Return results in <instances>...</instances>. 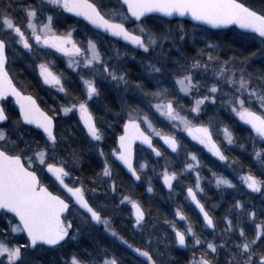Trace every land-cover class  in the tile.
<instances>
[{"label":"snow or ice","instance_id":"6c2138e0","mask_svg":"<svg viewBox=\"0 0 264 264\" xmlns=\"http://www.w3.org/2000/svg\"><path fill=\"white\" fill-rule=\"evenodd\" d=\"M260 6L255 7L244 0H116V4L107 11H102V5L94 0H36V3L27 5L20 3L18 8L21 17L15 15L16 0H0V264H28L26 256L36 249L61 252L62 264H125L121 257L109 252L107 248L81 249L79 237L81 228H73L74 218L79 216L86 222L102 225L106 233L126 246L136 254L140 264H171L170 258L165 261L167 251H162L159 243L153 244V234L148 233L143 247L129 243L118 231L112 227L108 216L102 214L107 205L97 207L86 198L83 182L76 185L66 183V178L72 176L67 165L77 166L80 155L71 144H65L67 156H60L57 149L65 137L64 133L57 134L54 117L43 111L31 95H26L22 87H18L9 74V51L16 53L20 46L28 54L36 53L42 59L32 65L38 70L43 84L55 88L65 96L69 92L62 82V77L53 71L54 61L47 59L53 53L67 59L68 66L78 72L83 84L80 96L59 109L64 116L74 113L78 116V125H82V139L89 152L96 151L104 157L102 172L97 174L101 183H108L113 196L117 194V185L109 158L100 147L104 139L103 132L98 126L90 102L98 100L101 90L97 77L110 80L119 87L121 84L129 87L127 73L104 59L97 39L88 38L86 46L78 44L73 37L74 28L61 33L55 26L57 14L68 13L81 18L96 30L97 37L110 36L116 41H122L125 47L124 55L142 53L141 62H145L148 74L155 80V90H148L144 82H136L135 89L144 97H151L147 108L143 109L138 103L127 105L126 115L116 113L123 119V132L117 138L118 147L112 149L111 156L119 161L132 177L140 180L141 172L148 167L147 162L139 164V171L133 164L134 146L139 141L146 145L157 157L163 153L154 146L153 139L158 137L171 152L179 154L181 140L178 133H185L196 144L203 146L221 162H227L229 157L221 148V143L228 145L235 143V136L228 125L219 126L216 133H222L223 141L214 138L211 122L208 124L197 122L203 112L206 102L216 104L219 94L224 98L220 102L226 106L236 121L250 128L249 139L252 141L253 156L264 169V146L258 147L257 141L264 145V70L259 72L248 71V64L252 57H264V0H258ZM174 17H190L197 26H207L211 29L233 28L240 41L256 39L260 47L250 52L243 59L242 53L234 54L221 60L216 50L220 47L216 43H206L198 49L194 56L187 55L181 42L191 36L196 39V30L189 32L183 23L175 28L171 26ZM169 18V19H161ZM20 22H17V20ZM131 25V27H129ZM167 27H164V26ZM203 35L206 28L199 29ZM167 47L168 54L164 49ZM159 49V52H157ZM175 49L176 56H172ZM116 57H120V50L115 49ZM156 52L163 61H153L150 57ZM206 56V59L204 57ZM135 59V55H132ZM173 73V84L167 85L164 81L166 72ZM211 71L214 80L209 83L208 73ZM224 86H227L225 90ZM205 91L202 93L201 89ZM187 111L181 103L183 97H192ZM180 94H183L181 96ZM11 98V99H9ZM152 101H155L154 103ZM18 107V118L12 120L6 111V105L13 103ZM163 120L171 131H164L155 121ZM42 131L43 147L39 142L34 143L31 137L32 128ZM111 127V124H109ZM74 134V133H73ZM240 147H244L243 144ZM186 160L183 168L177 172L169 171L164 166L162 180L169 192L174 191L173 182L185 173H193L194 184L187 186L186 197L203 217V225L215 231L214 218L209 214L205 203L198 194L204 192L202 187L201 158L195 151L184 153ZM37 162L46 169V173L54 177L68 193V199L50 191L38 175ZM235 163V161H233ZM217 188L235 189L237 185L231 179L209 168ZM78 179V178H77ZM240 182L252 193L264 195V170L260 176L248 173L238 177ZM97 180H93L90 189L96 192ZM147 191L153 192L151 179L148 181ZM130 205L132 227L145 232L147 228L146 216L148 213L137 200L130 195L122 194L119 205ZM237 209L244 205L237 200L234 204ZM178 221L185 222L183 230L178 227L176 219H165L174 233L173 243L182 249H188L191 243L192 258L188 264H221L220 255L224 254L223 264H264V220L257 221V213H246L252 222L254 231L249 235L239 223L234 224L232 219L225 216V232L227 240L219 243L202 241L197 234L191 220L183 211L182 206L175 210ZM72 217V218H70ZM238 233V240L232 241V236ZM26 237V239H21ZM230 241H232L230 243ZM167 248L168 241H164ZM72 245V251L65 249ZM197 249L200 250L197 258ZM156 257H159L156 258Z\"/></svg>","mask_w":264,"mask_h":264},{"label":"rangeland","instance_id":"374dc122","mask_svg":"<svg viewBox=\"0 0 264 264\" xmlns=\"http://www.w3.org/2000/svg\"><path fill=\"white\" fill-rule=\"evenodd\" d=\"M178 23H183V22L173 21V22H171V26L173 28H175V26ZM183 24H184V27L190 33L193 32L194 29L196 30V39L194 41L192 40L191 36H189L185 42L180 43V46L182 47L183 51L189 56H194L198 49H202L205 47L206 43H216V44L220 45V47L216 50V52H217V54L220 55L221 60L227 59L228 57L233 56L234 53H236L237 51H240L243 53L244 51L250 50L252 48V46H255L254 47L255 49L260 47L259 41L256 39H249L246 41H240L235 35L236 32L229 34L228 35L229 38H228V40H226L224 37L225 33H223V32H212V31L207 30V34L204 36V39H201L200 37H201V35H203V33H201L199 31V29H201V27L187 25L185 23H183ZM164 27H167V26L165 25ZM89 35L91 38L98 40L101 53L104 56V54H106V52H107L106 45L96 35H94L92 33H89ZM235 44L237 46H239L241 49L239 50V48H237V46H234ZM15 47L18 49V51L16 53L11 52V54L13 55L11 57H12V61L14 62V64L11 63L10 65L15 66L17 64L20 73L25 70V74H26V70H27L28 72H32V74L35 77L39 78L38 70L34 69V67L32 65H34L35 63H38L40 61V59H42V57H40L36 53L28 54L27 52H25V50H23L18 45ZM157 52H159V49H157ZM164 53H165V55L168 54L167 47L164 49ZM53 55H54V53H53ZM141 55H143V54L141 53ZM176 55L177 54L175 52V49H173L172 56L175 57ZM150 58L151 59L153 58L156 60L159 59V60L163 61V57L157 56L156 52L152 53V56ZM54 59L55 60H54V63H52V65L57 70L58 75H60L62 77V82L64 83L66 88L67 87L73 88V89H71V90H73V93L68 91L69 95L65 96L63 93H60V92L56 91L55 88H51L49 86H47V88L49 90L47 93L50 96H53L51 98L52 99L51 101H54L53 102L54 105L57 106V109H58L57 111H58L60 118H61L60 123H61L62 127H65V125H68L69 127L71 126L73 128L74 125L78 124V116L75 115L74 113H70L68 116H64V114L62 112H60L59 109L61 108L62 105L68 103L74 97L81 95L80 92L83 91V84H82V82L79 78V75H78V72L80 70H73V68H70L68 66L67 59L60 56V54L55 53ZM141 59H142V56H141ZM204 59H206V56L204 57ZM252 59H257L258 61H261L264 65V57H261V56L258 58L252 57L251 60ZM57 64L63 65L64 68L57 67ZM145 64H146V61L143 63L141 62V65H140L142 68V70H141L142 82H144L146 84L148 90L154 91L155 90V87H154L155 80L149 76L147 68L145 67ZM260 68H261V70H264V66L263 67L261 66ZM259 71H260V69L255 70V72H259ZM170 74H168L166 72L164 75V81L167 85L173 84V73H172L171 78H170ZM38 80H40V78ZM213 80H214V77L212 76L211 71H209V73H208L209 83H211ZM224 88H225V90H227V86H224ZM204 91L205 90L202 88L201 92L203 93ZM180 95L183 96V94H180ZM119 97L120 96L112 95L110 97V99L113 100L116 104H119L120 103L118 100ZM194 97H195V93L193 94L192 97H183L182 98L181 103L184 105V111L185 112L187 111V108L190 106ZM138 98L139 99H138L137 103L143 109L147 108V104H148L149 100L152 99L151 97H144L142 95V93H140V96ZM221 98H224L222 93L219 94V97H218L216 104H212L209 101V102L205 103L203 108H205L207 106H212V107H214V113L215 114H219L220 111H223L225 113V115L229 118V120H232L233 129H240L241 128V130L242 129L244 130L243 142L242 141L238 142L237 136L234 134L235 143L233 145H228L226 142L221 143L222 150H224L225 154L229 157L228 161L227 162L216 161L215 160L216 158L213 157L211 155V153L207 152V150L204 149L203 146L198 145L194 141H192L191 138L187 137V135L185 133H178V137L181 140V147L179 149V154L171 152V149H168L167 146L163 144L162 140H160L158 137H155L154 141L157 144V146L160 148L161 152H163L164 159L160 164L159 163L157 164V162H155L156 165H155V168L153 169V172H154L153 177L157 176L162 187L164 189H168L167 187L164 186L163 180L161 178L163 170H164V166L167 164L169 171L175 170V171L179 172L183 168L184 162L186 160V156L184 155V153L186 151H195L197 153V155L201 158V175L203 177L202 187L204 188V192L200 193L198 195L202 200H204L207 204H210L211 203V190H213V189L216 190V192H218L219 194L227 193V192H234L235 190L239 189L244 193L245 196H247V199H244V201L247 203L245 205L243 204L244 207H249V206L252 207L251 202H249V201H251V199H253L254 197H257V196H258V199H260V200L264 199V195H261L260 193H252L238 179V177L240 175L246 174L248 172L245 171L244 168H242L237 163L238 157H237L236 153H245L247 155L250 154L248 156H250L252 161H254L253 163H255V165H256L255 168H256V171L258 173H261V171L264 169H262L261 165H259L257 163V161L255 160V158L253 156L252 141H251V139H249V137H250V135H254V134L251 133V130L246 125H243L240 122L236 121V118L230 114V112L228 111L226 106L220 102ZM91 102H95L94 107H93L94 109H96V107L99 108L100 103H102L101 97L98 100H93ZM152 102L154 103L155 101H152ZM212 111H213V109H212ZM95 113H96L97 122L101 121V123L103 124V121L106 119L107 115L101 113L100 110H95ZM202 113H201V115H203ZM100 114H102V115L100 116ZM201 115L199 116L197 122L200 121ZM220 116H221V114H220ZM102 117H104V118H102ZM215 118L218 119L219 116L217 115V116H215ZM221 118H220V120H221ZM157 122L159 123L157 126L162 127L164 129V131H171V129L167 126L166 121L157 120ZM70 123H72V124H70ZM102 124L101 125L98 124V126L101 128L103 135H104V139L101 142L100 147H102L104 152L106 153L108 142L106 141L105 134L107 132H105L106 129L104 130L105 125L102 126ZM217 124L218 125H216V124L212 125V128L214 130V138L217 139L218 142H222L223 141L222 133H216L215 129L218 128L219 126H221V124H223V123H222V121H220V122L217 121ZM79 126H80V128H82V125H79ZM60 133H61V130H60L59 134ZM256 143H257L258 147L264 146V145H261L259 141H257ZM241 144H243L244 147H240ZM96 154H97V158L101 161L100 169L102 170L103 165H104V157L99 156L98 152H96ZM110 156H111V154H110ZM204 158H206L207 161H209V162L214 160L215 162H213V163H215V171L217 173H221L224 176L231 179L233 181V183H235L237 185V188H235V189H228V188H223V187L217 188L215 186V181L212 177L211 171H209V168L203 166V165L207 164V162L205 164H202L203 163L202 160H204ZM147 160H148L147 154L144 152L143 149L138 148L136 150V153H135V167L138 169V171H139V164L142 162H145V161L147 162ZM233 161H235V163H233ZM41 168H43V166H39L38 162H37L38 175H40L41 178L44 179L45 174H44V171L40 170ZM77 169H79L78 165L74 167L73 174L75 175V177L72 178L71 183L74 181L76 185H79L81 183V181L77 180V177H76V175H77L76 170ZM149 169H150V166L148 165V167L146 169H144L143 172H141V177H143L145 187H147V188L149 186V184H148L149 178L151 179V183L153 182V179H152L153 177L151 176V174H149ZM111 170L113 173V179L115 180V178H116L115 183L117 185V194L115 196H113L111 191H110V188L108 187V183H101L99 181V179L97 178V183L95 185L97 190L95 193H93L90 190L94 186L93 184L90 186H88V185L86 186L83 182L85 190H86V197L89 199L90 203H92L93 205H95L97 207H100L101 205H107V207L102 210V214H104L110 218L112 226L115 225L123 233L127 234L128 236L135 238V240H138L136 235H138L137 232L140 234V231L132 227V219L130 218V213H131L130 205H127V204L119 205V200L122 198V194L130 195L133 199L138 201L137 191H136V189H134V187L132 185L127 186L128 187L127 188L124 185L118 184V180H120L121 177L119 176V178H118L117 174L113 171L112 167H111ZM67 179H69V178H67ZM194 181H195V176L193 173H185L183 176H180L177 181H174L173 186L178 182H183V184H186L187 186H189V185L194 184ZM59 194L61 195V193H59ZM170 196H171V198H170ZM170 196H169V198L173 202L175 200V197H176L175 192H172ZM237 210L239 211L241 209H237ZM174 214L175 213H173V216H171V218L169 219L170 221L173 219H176L178 221V218H176ZM70 218H72V217H70ZM147 224H148V222H147ZM184 224H185V222L178 221L177 226L180 227L181 230H183ZM156 226H157V223L153 222V227L155 228ZM193 226H194V224H193ZM4 227H5V225H4ZM77 227L81 228V233H80V237H79V245H80L81 249H83L84 247H87L89 249L107 248L109 250V248L111 246H114L115 244H117L115 241H113V238H111V236L104 231L102 225H94L93 223L86 222L85 220H83L79 216H76L74 218L73 228L75 229ZM168 227H170V226H168ZM194 228H195V226H194ZM168 230L171 231V228H169ZM141 234H144V233H141ZM0 235H2V233H0ZM143 238L146 239L147 235H145ZM154 238L156 239V237H154ZM21 239L23 240V237ZM72 247H73L72 245H69L65 249V251L71 252ZM187 251L189 253H191L190 257L192 258L193 253L191 250V243H190V246L187 249ZM109 252H111V251L109 250ZM199 252H200V250L197 249V252H196L197 258H199ZM62 255H63V253H61V252H56V251L46 250V249L45 250L38 249L35 252H31V254H27L26 259L28 261V264H62V260H61ZM121 259L123 261L126 260L123 257H121ZM125 264H127V263L125 262ZM133 264H139V262L135 261V262H133Z\"/></svg>","mask_w":264,"mask_h":264},{"label":"trees","instance_id":"16d2710c","mask_svg":"<svg viewBox=\"0 0 264 264\" xmlns=\"http://www.w3.org/2000/svg\"><path fill=\"white\" fill-rule=\"evenodd\" d=\"M245 3L251 4L255 7H259L260 4L258 0H244ZM188 25V24H187ZM234 31H228L225 32V39L228 40V35L232 34ZM234 46H237L236 44ZM255 46H252L250 50L244 51L243 53L240 51H237L234 54L242 53L243 55L240 56V58H244L245 56H248L250 52L256 51L254 48ZM239 50L241 49L239 46H237ZM256 58L260 57V55L255 56ZM254 57V58H255ZM263 67V63L261 61H258L257 59H252L250 63L248 64V71H255L256 69H260V67ZM10 75L13 77L14 82L17 84L18 87H22L25 93H28L35 97L37 100L39 106L49 115H52L55 120V126L57 134L59 135V132L61 130V133H64L65 137H70L68 139H64L60 146L57 149V153L60 156H67V151L64 150L65 144H71L73 149L77 150V153L80 155V163H79V169L76 170L78 178V181L84 182V184L87 186H90L93 184V180H97V174L101 173L100 164L101 161L97 158L96 151L89 152L87 150V147L84 143V140L82 139L83 133L81 132L80 126L74 125L73 128L68 125H65V127H62L60 123V115L58 113L57 106L54 105V101H51L53 96H50L44 88H42L40 84V80H38L37 77H35L32 72H28L26 70L19 72L18 67L15 65H9L8 67ZM18 72V73H17ZM142 81V78H141ZM105 96V95H104ZM104 99V101L102 100ZM101 101L102 103L99 105V108L102 110L103 114H106L107 117L103 121V124L101 121H98L99 125L102 124V126L105 125L104 130L106 129L105 134L106 141L108 142L106 154L109 158L110 166L113 168V171L117 174L118 178L121 177L120 180H118V184L124 185V186H130L132 185L134 189L137 191V198L138 201L141 203L143 208L146 210L148 215L146 216V221L148 222L147 228L145 229L144 234H140L137 232L138 235L136 237L138 240H135V238L128 236L127 234L123 233L121 230H119L115 225L114 227L120 235H122L125 239L128 240L129 243L133 244L134 246H140L143 247L144 242V236L148 233H152L153 237V244L155 246L156 243H159L160 248L162 251H167L168 255L163 257L165 261H168L171 259V264H188V261L191 259L187 249H182L176 246L173 243L174 235L173 232L169 231L168 229L170 227L169 224H166L164 221L165 219H170L171 216H173V213H175V210L178 206L183 207V211L186 213V215L189 217L191 222L194 224L195 229L197 231V234L201 237L202 241H213L219 243L221 240H227L228 239V233L225 232V216H228L229 219L233 220L234 224L239 223V221L236 219L237 217H240V219L243 221L242 226L245 228L246 232L251 235L254 231L252 222L248 219L246 213L255 211L257 213V221L264 220V199H258L257 197H254L251 199V206L244 207L241 210H237V208L234 207V204L237 200L241 201L242 204H247L244 199H247V196L244 195V193L237 189L234 192H227V193H221L219 194L216 192V190H211V203L207 204L204 200H202L203 203H205L206 209L209 211V214L214 218V222L216 224L215 231H209L201 222L198 214L194 211V209L191 207V205L188 203V201L185 199V193L184 188L187 187L186 184H183V182H178L174 185V192H175V200L171 201V193L162 187L160 184L158 177H153L154 172L153 169L155 168V165L161 163L164 159V154L161 158H156L154 154L145 151L144 152L148 156L147 164L150 166L149 174L153 177V182L151 183V186L153 188V192L149 193L147 191V187H145L144 179L141 177V181L138 186L133 185L132 181L121 171V169L114 163L112 156H110L112 149L115 148V141L116 137L121 133V124L122 119L121 117H124L123 114H121V117H117L115 112L116 108L112 103V100L110 98L102 97ZM52 103H51V102ZM109 101V102H108ZM137 103V101H134L132 99L127 101V104H134ZM140 106V105H139ZM141 107V106H140ZM8 115L10 117L9 125L12 120H15L18 118V115L16 114V111L12 106L6 107ZM213 109V111H212ZM221 114V116H220ZM102 115V114H101ZM219 116L218 119L215 118V116ZM222 117V118H221ZM104 118V117H102ZM221 118V120H220ZM200 120L204 121L205 124H208L211 122L212 125H218L217 121H222L223 125H228L234 132V134L237 136V140L243 142V133L244 130L240 129H233V122L232 120H229V118L225 115L223 111H220L219 114L214 113V107L207 106L203 108V115H201ZM157 125L159 124L157 121H155ZM214 122V123H213ZM107 123L112 124L110 128H106ZM72 124V123H70ZM74 133V134H73ZM43 134L37 131L32 130L31 137L26 134V138L32 139L34 146L35 142L38 141L40 146H43ZM163 153V152H162ZM238 160L237 163L244 168L245 171L251 172L258 177L260 176V173L256 171V165L253 163L252 159L250 158V154L245 153H236ZM204 160L207 161L206 158ZM215 162L212 160L211 162L207 161V164L205 167L211 168L213 171H215ZM67 168L69 171L72 172V176L67 179L66 183L71 184L72 178L75 177L73 174L74 166L67 165ZM43 179V178H42ZM116 180V178H115ZM77 181V182H78ZM128 188V187H127ZM170 196V198H169ZM88 199V198H87ZM167 216H166V215ZM153 222L157 223V226L153 227ZM168 227V228H167ZM153 230V231H152ZM113 238V237H111ZM238 233L234 234L232 236V241L238 240ZM168 241L167 248H165L164 241ZM113 241L115 239L113 238ZM230 241V243L232 242ZM117 244L114 246H111L109 250L113 253H115L117 256L123 257L126 260H124L127 264H133V262L138 261L140 264V260L143 258H137L135 253H132L130 249H127L126 246L121 245L119 241H115ZM159 259V257H156ZM225 260V256L223 253L220 255V261L221 264H223Z\"/></svg>","mask_w":264,"mask_h":264},{"label":"flooded vegetation","instance_id":"af4514ba","mask_svg":"<svg viewBox=\"0 0 264 264\" xmlns=\"http://www.w3.org/2000/svg\"><path fill=\"white\" fill-rule=\"evenodd\" d=\"M94 2H96L98 5H102V11H107L112 6H114L116 4V0H94ZM20 3H23V4L27 5L28 3H36V0H16V4H17V9L18 10L16 11L15 15L17 17H21L22 16V12L19 11V8H18ZM46 10L47 11H55L56 12L57 19L55 21V26L57 27L59 32L63 33L66 30H69L71 28L75 29V31L73 32V37L77 41L78 44H81L82 46H86V42H87L88 38L90 37L89 33H92V34L96 35V30L91 28L88 24H86L83 20L79 19L78 17H74V16H72L71 14H68V13H60L59 10L48 9L47 6H46ZM17 22H20V20L18 19ZM129 27H131V25H129ZM99 38L103 41V43L106 45V48H107V52H106V54H104V59L106 61H109V57L111 56L112 59L109 62L111 64H114L118 68H120L121 71L126 72L127 73V79L129 80V87L125 88L122 84L119 87H117L114 84V82H111L110 80H104L103 78L97 77V83H98V86H99V88L101 90L100 97L102 99V97L110 98L112 95L120 96L119 99H118L120 103L118 102L119 104H116L112 100V103H113L112 106H114L116 108L115 112L121 113V114H123V116H125L126 115V111H127V107L126 106L130 105V104H127V101L132 99V100L138 102V99H139L138 97L140 96V92L135 89L134 85H135L136 82H142L141 81V74H142L141 70H142V68L140 66L141 65V60H142L141 59L142 55L139 52L130 53L129 55H124L125 47H124L123 43H121L119 41H116L114 38H112L110 36H99ZM115 49H119L120 50V57L119 58L116 57ZM132 55H135V59L132 58ZM11 56H13V55L11 54V51H9V63L7 65V67H9V65L11 63L14 64V62L12 61V57ZM54 57H55V53H54V55H52L50 57H47V59H50V60L54 61L55 60ZM152 60L155 61L156 59L152 58ZM16 66L18 67L17 64H16ZM51 67H52L53 71L56 72L57 75H58V72L55 69V67L53 65H51ZM57 67L64 68L63 65H58V64H57ZM167 73L168 74L171 73L170 74V78H171L172 72L169 71ZM9 74H10V72H9ZM40 84H41L42 88L45 89L46 92L49 91L48 88H47V85L43 84L42 80L40 81ZM67 89H68L69 92L73 93V90H71V89H73L72 87H69V88L67 87ZM80 94H81V92H80ZM102 100L104 101V99H102ZM94 103L95 102H90V105H91V109H92L94 115L96 116L95 110H100V112L102 110L100 108H97V107H96V109H94L93 108L94 107ZM8 106H12L13 107V104L12 103L7 104L6 107H8ZM6 111H7V109H6ZM101 113H103V112H101ZM100 116H101V114H100ZM200 121L202 123H205L202 120H200ZM123 122L124 121L122 119V124H123ZM122 124H121V130H122ZM111 126H112V124H111ZM106 128H110L109 127V123H107ZM153 144H154V146H157V144L155 143L154 139H153ZM115 148H116V141H115ZM138 148L139 147L135 148V151ZM150 153H152V152H150ZM152 154H154V153H152ZM154 156L156 158H161L162 157V156L161 157H157L155 154H154ZM112 159H113V157H112ZM215 160L219 161L217 159H215ZM113 161H114V159H113ZM202 161H203L202 164H205L207 162L206 160H202ZM205 165H203V166H205ZM134 166H135V161H134ZM121 171L123 172L122 169H121ZM128 178L132 181V179L130 177H128ZM140 180H141V178H140ZM42 182L49 188L50 191H53L56 194L60 193L59 189L57 188V186L54 184V182L48 176L45 175V178L42 179ZM132 183H133V181H132ZM135 186H138V185H135ZM186 189H187V187L184 188V193H185ZM167 190L169 191V189H167ZM0 227H4V224H0ZM23 239H25V238L23 237ZM38 249H36L34 251H31V252H35ZM31 252L28 253V254H31Z\"/></svg>","mask_w":264,"mask_h":264},{"label":"water","instance_id":"95a60500","mask_svg":"<svg viewBox=\"0 0 264 264\" xmlns=\"http://www.w3.org/2000/svg\"><path fill=\"white\" fill-rule=\"evenodd\" d=\"M79 19H81V18H79ZM162 19H169V18H162ZM170 19H171V21H174V20H180V21L186 22V23H188V24H191V25H195V26H197V25H196V22L191 21L190 17H184V18L174 17V18H170ZM81 20H82V19H81ZM84 22H85V21H84ZM85 23L87 24V22H85ZM89 26H90V25H89ZM90 27H91V26H90ZM199 27L206 28L207 30L215 31V32H218V31H228V30L233 29V28H231V27H230V28H224V29H211V28H207V26H199ZM91 28H92V27H91ZM234 30H236V31H240V30H238V29H234ZM119 42L123 43L122 41H119ZM25 94H26V93H25ZM26 95H30V94H26ZM31 96H32V95H31ZM32 97H33V96H32ZM33 98L35 99V97H33ZM9 99H11V98H9ZM35 100H36V99H35ZM36 102H37V101H36ZM37 104H38V103H37ZM13 106H14V108H15L17 114H18V113H19V109H18V107L14 104V102H13ZM40 108H41V107H40ZM42 110H43V109H42ZM43 111H44V110H43ZM28 127H31L33 130L42 133L41 130L35 129L34 126H28ZM122 132H123V128H122V130H121V134H122ZM118 136H119V135H118ZM118 136H117V138H118ZM117 138H116V147H118ZM136 147H140V148H143V149H145V150H147V151L152 152L150 149L147 148L146 145H141L140 142L137 141V142H136V145L134 146V155H135V148H136ZM152 153H153V152H152ZM113 159H114V162H115V163H116V164H117V165L123 170V172H124L128 177H130V178L132 179L133 183H134L135 185H138L139 182H140V180H136L135 177H132L131 173L128 172L127 168H125V167H124L119 161H116L114 157H113ZM216 159H217V158H216ZM134 161H135V159H133V164H134ZM44 172H45V174H46V175H47V176H48V177H49V178H50V179L56 184V186L62 191V193H63L67 198H69V197H68V193H67L63 188H61L57 182H55L54 177H52L51 174L46 173V169L44 170ZM66 179H67V178H66ZM65 181H66V180H65ZM185 194H186V191H185ZM189 203H190V201H189ZM190 204H191V203H190ZM191 206L193 207V209L196 211V213L199 215L201 221L203 222V217H202V215L199 213V210L196 209L194 205L191 204ZM206 228H207V227H206ZM207 229L210 230V231L213 230V229H209V228H207ZM24 238L26 239V237H24Z\"/></svg>","mask_w":264,"mask_h":264}]
</instances>
